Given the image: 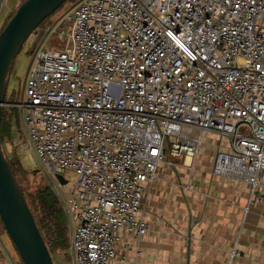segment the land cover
Listing matches in <instances>:
<instances>
[{
    "label": "built area",
    "instance_id": "built-area-1",
    "mask_svg": "<svg viewBox=\"0 0 264 264\" xmlns=\"http://www.w3.org/2000/svg\"><path fill=\"white\" fill-rule=\"evenodd\" d=\"M69 6L30 37L14 108L34 166L67 180L57 193L74 264L126 260L119 233L147 237L140 215L159 168L194 160L204 133L227 141L214 174L248 184L249 207L264 204V0ZM54 34L63 49L47 44Z\"/></svg>",
    "mask_w": 264,
    "mask_h": 264
},
{
    "label": "crops",
    "instance_id": "crops-1",
    "mask_svg": "<svg viewBox=\"0 0 264 264\" xmlns=\"http://www.w3.org/2000/svg\"><path fill=\"white\" fill-rule=\"evenodd\" d=\"M202 141L184 167L159 168L140 215L149 233L138 242L121 231L117 249L126 260L112 264H264V204L249 207L248 184L214 174L215 157L227 141L212 133ZM0 264L22 263L6 244V250L0 245Z\"/></svg>",
    "mask_w": 264,
    "mask_h": 264
},
{
    "label": "water",
    "instance_id": "water-1",
    "mask_svg": "<svg viewBox=\"0 0 264 264\" xmlns=\"http://www.w3.org/2000/svg\"><path fill=\"white\" fill-rule=\"evenodd\" d=\"M70 0H21L0 33V220L22 264H55L5 154L1 125L10 77L18 56L35 31ZM61 186L67 185L56 175Z\"/></svg>",
    "mask_w": 264,
    "mask_h": 264
},
{
    "label": "rangeland",
    "instance_id": "rangeland-1",
    "mask_svg": "<svg viewBox=\"0 0 264 264\" xmlns=\"http://www.w3.org/2000/svg\"><path fill=\"white\" fill-rule=\"evenodd\" d=\"M76 1L77 0L68 1L63 7H61V9L68 8L70 3H74ZM20 4H21V0H10L9 1L8 6L6 8V12L0 24V33L4 29L6 24L9 22L10 17L15 14ZM48 20L49 19H47L41 26H44L46 23H48ZM44 40H45V37L40 36L38 38V44H41ZM47 44L49 45L51 49L61 50L64 48V42L59 38L58 34H54L53 36L49 37ZM36 48H37V44H34L31 46L30 39H29L27 43L25 44L22 52L18 56L14 69L12 71V74L10 77L9 88H8V94H7V99L10 105L5 107L3 119H4V122L10 123L12 125L14 141H11L8 137H5L3 146H4L5 154L8 160L9 159L11 161L17 160L20 163L21 170L18 174V181L21 187L23 188L26 196L28 197V200H30V198L37 191H40L41 189H44V188H50V190H52L53 193L58 198L64 210L65 209L64 201L57 193L59 184H58L56 177H55L56 179L55 180L52 176L46 174L43 170H41L40 168H37V166H34L33 161L31 160L30 157H28V155L26 154L24 150L25 139H24V134H23V129H22V123L19 118L18 110L14 108V105L19 104L21 101L27 72L29 70L32 56ZM184 166H185L184 161L181 160L179 162V167H184ZM55 182L57 184H55ZM66 188L70 189V185H68ZM67 189H65V193L68 192ZM70 233H71L70 230H68L69 245H70ZM2 239L5 242H1L3 241ZM6 244H8V246L10 247V249H12V251L18 254L15 246L9 239L4 229V226L0 220V245L3 246L5 250H6ZM52 256H53L55 264H59L58 259L59 261H61V264L62 262H66L67 264V262H70L72 259L67 253L63 251L55 252L54 254H52Z\"/></svg>",
    "mask_w": 264,
    "mask_h": 264
},
{
    "label": "trees",
    "instance_id": "trees-1",
    "mask_svg": "<svg viewBox=\"0 0 264 264\" xmlns=\"http://www.w3.org/2000/svg\"><path fill=\"white\" fill-rule=\"evenodd\" d=\"M71 1V0H70ZM13 16L10 17V19ZM9 19V20H10ZM50 20V18H49ZM48 20V21H49ZM7 103H9L6 98ZM1 137L4 145L5 137H8L11 141H14V134L12 132V125L2 120L1 125ZM180 162V161H178ZM9 163L14 175L18 181V174L21 170L19 161H11ZM19 183V181H18ZM20 185V183H19ZM21 186V185H20ZM28 205L33 213L37 226L45 239V242L51 252L54 254L58 251H67L70 248L68 242V223L65 212L50 188H44L34 193V195L28 200L23 188L21 187Z\"/></svg>",
    "mask_w": 264,
    "mask_h": 264
}]
</instances>
